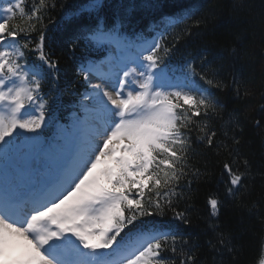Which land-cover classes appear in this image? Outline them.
<instances>
[{
  "label": "snow or ice",
  "instance_id": "snow-or-ice-1",
  "mask_svg": "<svg viewBox=\"0 0 264 264\" xmlns=\"http://www.w3.org/2000/svg\"><path fill=\"white\" fill-rule=\"evenodd\" d=\"M165 7L0 0V264H240L222 219L229 208L257 218L254 264H264V167L250 152L253 137L264 149V91L253 107L249 52L233 47L225 63L204 49L174 62L181 37L213 12L172 18ZM133 9L164 16L163 30L147 39ZM58 10L72 21L66 40ZM81 44L95 58L62 87L59 49L74 55ZM202 187L213 189L205 212Z\"/></svg>",
  "mask_w": 264,
  "mask_h": 264
},
{
  "label": "trees",
  "instance_id": "trees-1",
  "mask_svg": "<svg viewBox=\"0 0 264 264\" xmlns=\"http://www.w3.org/2000/svg\"><path fill=\"white\" fill-rule=\"evenodd\" d=\"M69 3H83L85 0H68ZM113 6L123 3L143 4L145 0H107ZM166 6L162 9L164 16L175 18L185 11L187 7H211L213 16L209 20L207 27L197 29L192 35L183 36L177 43V52L174 62H179L183 57L192 54L196 55L204 49L210 50L213 54L225 58L227 63L228 53L233 47L244 46L249 52V56L242 61L243 71L252 79L253 86L257 89V96L250 101L253 107L259 100V92L264 91V0H242L240 7H234V0H161ZM138 12L136 23L145 25L137 30L143 32L146 38L152 37L156 31L163 30L164 16L149 13L143 9H133ZM54 20L62 29L60 35L62 39H67L70 34L71 19L66 13L59 10L54 14ZM159 26V27H157ZM183 26L170 29L179 32ZM171 39V37H170ZM61 55V67L64 79L61 81L62 87H69L73 83L74 72L78 63L84 57L95 58L89 54V50L81 44L73 55L65 49L63 45L59 49ZM237 67H240L239 65ZM83 91L82 88L79 89ZM65 107L73 99L68 95L63 96ZM233 107H243V105L230 104L228 110ZM253 115L255 113H252ZM251 158L256 168L264 167V149H261L259 138L253 137L251 148ZM259 187V184L257 185ZM212 188L202 187L198 197L197 206L201 212H205V195ZM224 224L237 238L236 242L241 246L239 256L240 264H254L259 256V240L261 235V225L255 215H252L245 208H229L222 217ZM193 239L201 247V256L211 259V252L207 246L208 235L203 231V225H195L191 230Z\"/></svg>",
  "mask_w": 264,
  "mask_h": 264
}]
</instances>
